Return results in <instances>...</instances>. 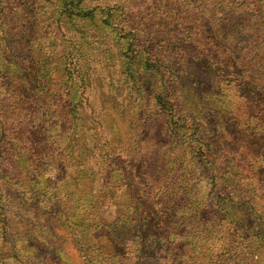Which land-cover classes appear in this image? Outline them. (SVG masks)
Instances as JSON below:
<instances>
[{
    "label": "rangeland",
    "instance_id": "1",
    "mask_svg": "<svg viewBox=\"0 0 264 264\" xmlns=\"http://www.w3.org/2000/svg\"><path fill=\"white\" fill-rule=\"evenodd\" d=\"M153 1L143 7L144 0L82 3L90 8L121 3L127 19L122 25L143 40L167 33L173 21L183 27L171 39L177 59L212 45L211 38L199 36L208 20L186 6L187 0ZM65 2L0 0V264L43 259L45 264H111L106 255L123 252L113 242L119 239L130 245L128 262L142 256L136 249L144 244V252L154 253L150 264H264L258 212L251 204L234 214L219 206L227 207L229 200L217 194L220 183L213 182L211 164L203 160L194 166L189 157H179L178 149L187 145L173 142L169 122L155 114L153 81L146 74L130 78L118 60L124 54L128 62L136 61L139 47L127 46V33L107 27L101 15L71 24ZM162 39L163 44L169 37ZM178 77L170 78L172 92L191 99L189 83L196 80ZM224 91L223 85L216 88L215 99ZM191 101L202 109L199 97ZM143 105L149 111L140 121ZM203 110L193 120L213 136H229L228 117L219 120L213 110ZM243 112L235 108L232 115ZM20 127L25 131L19 133ZM218 156L210 160L217 162ZM256 157L243 159H249L243 164L244 193L236 198L255 196L254 203L264 208V174H256ZM224 166L232 175L230 165ZM71 181L82 183L75 195L69 194ZM22 245L31 254L28 260Z\"/></svg>",
    "mask_w": 264,
    "mask_h": 264
},
{
    "label": "trees",
    "instance_id": "2",
    "mask_svg": "<svg viewBox=\"0 0 264 264\" xmlns=\"http://www.w3.org/2000/svg\"><path fill=\"white\" fill-rule=\"evenodd\" d=\"M144 1L145 3L141 4V7L150 3L154 4L153 0ZM82 2L83 0H66L65 2V7L71 13L72 18H74L73 21H70L71 24L78 19L88 21L93 20L95 14L96 17L101 15L103 23L107 27H112L114 30L121 28V31L127 33L124 38L127 46L129 44L131 48L139 47L136 61L128 62L126 60L128 58L124 59V54L118 60H122L125 72L128 76L130 75V78L137 80L138 76L146 74L148 80L151 79L153 81L152 84L156 86L157 90L153 102L155 108H157L155 114L163 118L166 125L167 121L169 122L168 128L173 136V142L180 141V143L187 145L183 151H181V148L180 150L178 149L179 157L182 158L184 156L186 159L189 157L188 160L194 166L203 160L208 161L211 164L213 178H217L213 182L215 181L216 185L220 183L217 194L229 200L227 207L223 203H220L219 206L226 213L231 212L234 214L235 209L247 208L246 204H251L252 207L250 209H252L254 214L258 212L260 223L264 225V208L263 205H259L258 208V204L254 203L252 199L255 196L248 198V201L237 199L239 197L238 193H244V190L241 189V183L245 180L243 179V171L246 167L243 164L249 161L247 159L243 162L246 155L257 156L255 159H258L257 163L259 164L257 166L259 169L256 174L258 172L264 174V2L257 4L249 3L247 0H187L186 6L188 5L189 8L199 11L208 20L209 28L199 36L201 38L207 36L213 42L207 49L191 51V57L188 54L180 57V59L175 56L176 48H172L174 44L171 43V39L172 35L178 33L179 28L183 27L178 24L173 25V21L165 29L168 31L165 34L169 39L162 44L165 40L162 37L165 34L157 33V36H155L156 34L150 33L143 40L138 32L134 33L127 30L129 27L122 25L127 19L125 18L124 5L121 3L97 5L90 8ZM183 2L185 3V1ZM193 36L198 38L195 34ZM122 44L124 46V43ZM152 50L158 54L151 55L150 52H153ZM182 52L185 53L186 51ZM184 59H187L185 63ZM129 66L131 67L129 68ZM141 69L143 72H139ZM147 69L150 70L148 71ZM1 70L0 68V73ZM178 74L180 79L193 78L196 80L189 83V87L190 91L191 88L194 89L192 94L199 97L200 101L197 104L201 105L202 109L192 107L191 100L194 96L188 99L184 95L178 97L175 92H172V82L169 81L170 78L179 80ZM193 84L197 88L192 86ZM222 85L228 91L220 93L221 100L219 101L215 99L219 94L216 92V88L218 89ZM203 86L205 89H203ZM198 90L200 93H198ZM229 91L231 93L228 95ZM239 98L242 101L241 103L237 102ZM242 107L244 112L241 116L237 113V116L233 117L234 109L237 108L238 112V108ZM199 110H213V115L216 119L223 121L228 117V126L226 128H229V136H221L220 139L216 134L213 136L212 133L203 130L202 125L193 120V116H196V114L198 116L200 112L202 113ZM148 111L147 105H143L139 113L141 116L140 121L143 120L144 114ZM151 114L149 112V117ZM198 118L201 119L200 117ZM156 120L159 121V117ZM146 122L149 121L146 120ZM11 126L16 128L13 124ZM24 131L25 129L20 127L19 133ZM248 132H251V137L249 138L251 142L246 141L244 137L248 135ZM228 141L232 142L229 144L231 145L230 148L227 147ZM236 147H240V150L237 151ZM250 151L252 152L251 155L249 154ZM32 152L31 149L27 151V154H33ZM93 152L95 153L93 157L97 159L96 155L99 156L97 149H94ZM14 153L15 147H12L9 153L12 156L11 159L15 156ZM215 153H219V161L217 162L213 161L214 158L210 160ZM260 160L262 161L261 163ZM85 161L91 162L88 156H85ZM251 162L255 164L253 160ZM227 164L230 165L232 175L227 174L228 171L224 166ZM204 166L207 168L206 164ZM199 169H201V165ZM251 178L256 177L252 176ZM72 182L69 184V194L75 195L82 183ZM225 188L228 191H224ZM255 191H257L256 188ZM98 199L100 198L98 197ZM98 202H103V200L100 199ZM77 217L87 221L85 216L81 217L78 214ZM119 240L121 241L113 242L119 247L122 245L123 248L120 252L122 250L123 252L106 255L109 263L150 264V256L154 255V253L144 252V244H139L142 248L138 247L136 249L139 253H142V256L139 255L134 262H128L129 257L126 249H129L130 245L123 239ZM84 248L85 246L82 244L80 251L76 253L78 257H82L83 253L81 250ZM22 251L24 252L23 259L28 260L31 257L30 253L26 254L28 248L22 245ZM70 257L72 258V255L65 251V258H68L69 261L71 260ZM41 264H45L44 259Z\"/></svg>",
    "mask_w": 264,
    "mask_h": 264
}]
</instances>
